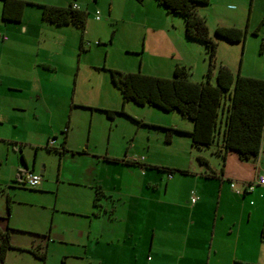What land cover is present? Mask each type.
Masks as SVG:
<instances>
[{"label": "crops", "instance_id": "obj_1", "mask_svg": "<svg viewBox=\"0 0 264 264\" xmlns=\"http://www.w3.org/2000/svg\"><path fill=\"white\" fill-rule=\"evenodd\" d=\"M2 9L0 0V230L12 248L0 264H264V141L249 161L233 151L187 165L118 154L126 102L82 84L86 31L30 7L4 21ZM28 170L44 172L36 188L23 182Z\"/></svg>", "mask_w": 264, "mask_h": 264}, {"label": "rangeland", "instance_id": "obj_2", "mask_svg": "<svg viewBox=\"0 0 264 264\" xmlns=\"http://www.w3.org/2000/svg\"><path fill=\"white\" fill-rule=\"evenodd\" d=\"M68 5L80 4L87 11L86 49L82 55L80 80L86 88L97 82L104 95L116 106H123L121 92L111 84V70L141 72L172 78L177 65L185 66L192 80H204L212 67L214 76L220 65L237 74L264 78V0H210L198 5L206 19L210 35L218 42L216 57L211 64L206 46L190 40L185 34V19L171 14L156 0H40ZM42 13L40 7L28 6ZM102 20H95L97 11ZM219 26H237L245 30L243 42L231 43L215 35ZM56 27V26H55ZM81 36V30L63 27ZM70 37V35H69ZM99 43V44H98ZM69 55H66L68 60ZM127 115H117L114 122L117 136L113 149L125 155H142L161 164H188L200 161H223L211 147H196L187 133L167 128H192L193 122L176 110L166 111L154 105L126 102ZM102 115V114H101ZM141 157V156H140ZM159 172V168H158Z\"/></svg>", "mask_w": 264, "mask_h": 264}, {"label": "trees", "instance_id": "obj_3", "mask_svg": "<svg viewBox=\"0 0 264 264\" xmlns=\"http://www.w3.org/2000/svg\"><path fill=\"white\" fill-rule=\"evenodd\" d=\"M141 1V0H139ZM168 13L185 19V34L190 40L203 43L213 63L218 42L210 35L206 19L199 14L198 5L210 0H156ZM2 18L8 22H20L28 6H38L42 18L57 25H75L85 31L88 13L74 5L57 6L36 4L25 0H2ZM215 35L231 43L243 42L245 30L237 26H219ZM99 44V43H98ZM111 80L121 91L124 102L138 105H154L166 111L176 110L193 122L188 132L196 147L221 148L215 154L225 160L228 152H236L241 160L257 158L264 141V78L235 74L231 68L220 65L215 76L210 68L206 78L192 80L185 66L177 65L172 78L111 70ZM113 117L117 111H106ZM167 140L172 131L186 133L181 129L164 127ZM200 161H205L199 157ZM111 161L118 162L117 159ZM125 163H128L124 160ZM167 170V169H165ZM100 197V193L97 194ZM98 199H96L97 201ZM97 204V203H96ZM9 248L10 235L0 230V260H4Z\"/></svg>", "mask_w": 264, "mask_h": 264}, {"label": "built area", "instance_id": "obj_4", "mask_svg": "<svg viewBox=\"0 0 264 264\" xmlns=\"http://www.w3.org/2000/svg\"><path fill=\"white\" fill-rule=\"evenodd\" d=\"M74 8H77V5H74ZM95 18L97 20L101 19V13L100 11H97L95 13ZM135 161H139V160H143V158L139 159V158H135ZM42 181V176L39 173H36L34 171H30L28 170L27 172H25L24 176H23V182L25 185H27L30 188H36L38 185H40ZM257 182L261 185H264V173L260 174L257 177ZM232 187H235L234 183H231ZM239 192V191H238ZM199 197L196 194H192L191 196V203L195 204L198 201Z\"/></svg>", "mask_w": 264, "mask_h": 264}, {"label": "water", "instance_id": "obj_5", "mask_svg": "<svg viewBox=\"0 0 264 264\" xmlns=\"http://www.w3.org/2000/svg\"><path fill=\"white\" fill-rule=\"evenodd\" d=\"M42 177H43V175H44V172H43V170L42 171H40V173H39Z\"/></svg>", "mask_w": 264, "mask_h": 264}]
</instances>
